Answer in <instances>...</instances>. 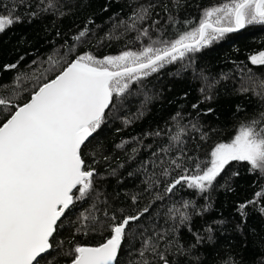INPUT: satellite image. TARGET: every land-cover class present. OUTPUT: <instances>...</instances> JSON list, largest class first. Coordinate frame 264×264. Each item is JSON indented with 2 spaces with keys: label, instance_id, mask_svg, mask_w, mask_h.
<instances>
[{
  "label": "snow or ice",
  "instance_id": "obj_1",
  "mask_svg": "<svg viewBox=\"0 0 264 264\" xmlns=\"http://www.w3.org/2000/svg\"><path fill=\"white\" fill-rule=\"evenodd\" d=\"M70 2L37 0L35 10L25 11L24 15L29 17V22L42 15L63 17L67 14L65 5ZM18 6L32 8L26 0H16L11 8L4 5L8 10L7 14L0 13V34L23 22V17L15 14ZM129 6L131 12L126 17L114 14L109 18L111 28L102 37H96L99 25L96 29L89 28V24H94L89 18L85 27L71 37L72 43L65 41L61 46L63 54L57 49L47 57L43 62L47 67L42 71V65L35 60L28 66L31 72L18 71L20 61L4 65V71H15L10 82L0 83V116L3 117L0 119V264H41L44 260L53 264L55 257L50 260L47 257L57 249L69 258L68 264H122V254L130 258L128 264H180V258L184 257L191 264H200L194 250L204 243L205 237L193 232L191 224L193 215L202 216L210 205L198 209L194 200L181 199L179 206L174 203L168 208L167 218L172 224L159 230L154 225L143 228L138 223L150 212L151 203L135 215H124L123 208L109 213L108 198L96 186L97 178L104 177L86 162L87 149L116 103L132 95L134 85L142 86L144 79L177 62L181 63L182 70L186 69L185 61L191 62L192 54L220 41L226 34L249 25H264V0H224L210 5L202 9L195 23L183 21L192 26L177 30L174 37L166 35L158 19L160 8L166 24L182 23L172 14L169 4L163 0H130ZM172 7L179 8L180 0H172ZM107 10L105 7L104 11ZM133 33L129 43L141 42L139 50H131L126 45V50L118 55L106 56H97L91 48L79 51L86 45L99 47ZM249 59L253 65L264 66V51ZM201 75L204 87L200 91L210 93L218 81L210 82L207 76ZM236 90L242 95L251 91L264 101V79L241 75ZM212 98L211 94L204 96L205 101ZM150 99L145 94L143 104ZM192 107L196 109L198 104ZM242 110L237 106V111ZM142 115L143 105L138 117ZM171 119L175 131L157 129L145 134L146 138L168 141L157 146L146 159L136 160L144 146L139 138H132L140 147L132 148L129 160L136 161L137 167L128 175L139 176L144 185L142 193L131 195L133 205L141 194H152V203H155L183 188L204 196L215 187L217 178L231 162L246 163L251 174L264 178V113L242 123L230 142L215 144L207 160L189 155L187 148L190 139L195 138L192 133H199L201 140L208 138L202 126L192 121L182 124L180 112ZM124 122L131 123L127 118ZM132 141L116 147L122 149ZM146 147L151 149L152 145ZM111 175H116V169L111 170ZM161 187L163 194L159 191ZM90 200L89 207L77 217L75 232L107 231L104 241L97 246H85L73 245L70 240L72 246L67 250H63V241L54 244L55 234L68 213L78 202ZM249 207L264 216V186L251 200L238 205L237 211L244 223L247 222L245 210ZM101 212L103 218L99 215ZM181 227L192 233L195 243L186 247L179 241ZM237 228L243 231L240 225ZM205 231L207 240L212 241V226ZM223 264L243 262L229 256ZM257 264H264V258Z\"/></svg>",
  "mask_w": 264,
  "mask_h": 264
},
{
  "label": "trees",
  "instance_id": "obj_2",
  "mask_svg": "<svg viewBox=\"0 0 264 264\" xmlns=\"http://www.w3.org/2000/svg\"><path fill=\"white\" fill-rule=\"evenodd\" d=\"M15 2L16 0H0V13L7 14L8 9L4 5L11 8ZM29 2L32 4L31 9L26 10L23 6H18L15 13L23 17V22L14 24L5 33L0 34V83L10 82L15 71H4V65L17 61H20L18 71L31 72L32 69L28 66L33 60L42 65V71L43 67H47L43 64L47 57L57 49L63 54L64 48L61 46L65 41L71 44V37L85 27L89 18L94 21V24L88 25L89 28L96 29L99 25L96 37H102L111 28L110 17L114 14L126 17L131 12L130 0H71L70 4L65 5L64 11L67 14L63 17L42 15L29 22V17L24 13L34 11L37 0H26V3ZM163 2L169 4L172 14L182 21L180 24L170 26L165 23L166 16L162 9H157L161 12V16L158 17L160 26L166 29L167 36L174 37L177 30L184 31L192 26L185 25L183 21L195 23L202 9L220 4L224 0H180L179 8L172 7V0ZM105 7L107 11H104ZM57 32L60 35H57ZM134 35L128 34L123 39L112 40L95 48L86 45L79 51L91 48L97 56H106L118 55L126 50V45L131 50H139L142 47L141 42L129 43ZM95 42L94 37L93 43ZM260 51H264V25L246 26L241 32L226 34L220 41L214 42L199 53L192 54L191 62L185 61L186 69L182 70L181 63L177 62L147 77L142 86L132 87V95L116 103L106 122L94 134L95 138L87 149L86 157V162L104 177L97 178L96 186L103 196L108 198L109 213L117 208H123L124 215H135L151 203L150 212L138 223L143 228H151L154 225L159 230L172 224L167 218L168 208L172 204L179 206L178 202L181 199L194 200L198 209L210 205L209 211L202 216L193 215L191 224L193 232L205 237L204 243L197 245L194 250V254L200 257V264H223L224 259L229 256L238 258L243 264H257L264 258V216L258 210L249 207L245 210L247 222L244 223L237 211L239 204L251 200L261 186H264V178L251 174L246 163L231 162L217 178L215 187L204 196L183 188L176 191L174 196L170 198L165 196L162 201L158 200L155 203H152V194H141L138 202L132 204L131 195L142 193L144 185L141 184L139 176L128 175L137 167L136 161L129 160L132 148L140 147L132 138H139L144 146L136 160L146 159L157 146L168 141L166 138H146L145 134L157 129L167 131L172 128L175 131V123L171 118L177 112L183 115L182 124L189 121L198 123L203 131L208 133L206 140H201L199 133H192L195 138L190 139L187 145L189 155L198 156L201 160L210 158V152L215 144L230 142L242 123H247L258 118L260 113H264V101L251 91L242 95L236 90L241 75L250 74L253 79H264V66L253 65L249 59L251 55ZM21 57L24 59L21 60ZM201 74L207 76L210 82L218 81L210 93L200 91L204 87ZM145 94L151 98L146 105L143 104ZM208 94L213 98L205 101L204 96ZM193 104H198V108L194 109ZM142 105L143 115L138 117ZM237 106L243 110L237 111ZM209 108L213 111L208 112ZM2 118L0 116V119ZM125 118L131 123L126 125ZM124 141L132 142L122 149L116 147ZM149 144L152 145L151 149L146 147ZM104 157L108 159L105 160ZM112 169H116L114 176L111 175ZM234 172L239 175L233 176ZM159 191L163 194L162 187ZM91 203L90 200L87 203L76 204L55 234L54 244L63 241V250H67L72 246L69 244L70 240L73 245L90 246H97L104 241L109 234L107 231L75 232L77 217ZM99 215L103 218L102 212ZM218 221L224 223H214ZM209 225L214 229L212 241L207 240L208 234L205 231ZM237 225H240L243 231L238 230ZM178 239L186 247L195 243L192 233L186 227L179 229ZM61 252V249H57L47 259L50 260L54 256L53 264H68L69 258L63 256ZM129 259L127 254L121 255L122 264H128ZM41 264H47V260ZM180 264L191 262L184 257L180 258Z\"/></svg>",
  "mask_w": 264,
  "mask_h": 264
},
{
  "label": "water",
  "instance_id": "obj_3",
  "mask_svg": "<svg viewBox=\"0 0 264 264\" xmlns=\"http://www.w3.org/2000/svg\"><path fill=\"white\" fill-rule=\"evenodd\" d=\"M244 29V28H243ZM243 29L237 31V32H234V33H238V32H241ZM85 246H90V245H85Z\"/></svg>",
  "mask_w": 264,
  "mask_h": 264
}]
</instances>
